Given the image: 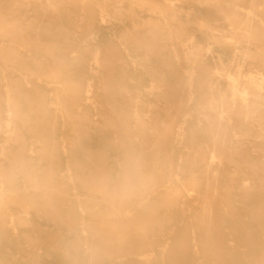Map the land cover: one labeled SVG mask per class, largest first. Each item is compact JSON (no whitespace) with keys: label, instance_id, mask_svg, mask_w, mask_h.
<instances>
[{"label":"bare ground","instance_id":"6f19581e","mask_svg":"<svg viewBox=\"0 0 264 264\" xmlns=\"http://www.w3.org/2000/svg\"><path fill=\"white\" fill-rule=\"evenodd\" d=\"M4 8V5L0 4V26H3L2 29L6 27L5 30L12 33L13 38H21L24 35L30 37L28 33H36L34 39L30 38L31 45L43 44L39 34L45 33L44 28L32 26V28L21 30L19 24L10 23ZM152 8L157 10L160 7L158 4H154ZM230 10V19L245 31L252 30V26H249L253 20L251 15L248 14L241 18L238 9L232 8ZM90 15L94 16V13H90ZM153 28L154 32L158 31L157 33L165 31L164 27L158 25ZM62 33L68 34L70 32L63 29ZM167 36L174 39L176 44L186 46L185 40L181 38L180 34ZM248 38L247 46L243 49L246 56H250V50L255 46L256 57L258 59L260 57L264 63V35L249 34ZM57 42L60 43V40H51L45 46L47 51L52 54L57 49ZM70 45L80 46L77 42L69 43L66 40L64 47ZM161 52L162 50L158 49L155 54ZM173 52L176 57H179L176 50ZM195 56L194 61L198 59L200 64H204L199 66L201 71L194 67L201 74L196 78L201 80L204 83L202 84L204 88L213 95L202 96L196 106V110L198 109L200 112H209L207 114L209 129L206 133L202 132L199 137H193L190 140L191 145L189 147L191 148L187 149L188 151H185L184 148H174L175 142L180 141V133L175 131V122L172 117L162 122L165 126L161 131L158 129V124L161 122L157 118L155 119L157 128L152 127V130H148V122L142 119L138 113L143 104L140 103V105L131 107V102L136 98H141L139 95L141 93L134 95L124 85L112 90L110 78L115 75L122 76V73L125 75L126 70H119L122 71L119 73L116 71L117 69L115 70V65L111 64L104 67L103 74L99 75L104 81L101 86L100 100H103L104 96L105 104L111 102L114 111L120 109L121 122L114 131L117 134L120 133L119 143H117L122 146L121 151H119L122 159L119 157L120 160L117 163L123 168L122 176L130 167H138L144 177L132 195L115 194L122 177L113 175L114 158L111 153V150L114 149L113 144L108 143V147L102 144L100 149L103 148V150L101 152L91 151L92 146L90 144L95 141L98 147L104 143L103 138L106 139V137L103 133L98 134L99 139L87 136L84 127L89 116L87 115L85 119L78 117L80 115L75 116L74 108L81 110L82 103L83 106H91L90 96L84 93L85 90H82L78 82L71 87L72 93L66 91L77 100L75 104L73 103V107L69 103L63 105L68 111L67 115L70 117L72 129L75 131L72 152L81 151L83 154L85 153L84 156L87 158L86 160H78L79 154L72 156L70 154V157L77 159L74 163H77L79 168L74 179L79 187L87 190V198L83 201L88 210L87 224L80 220L79 216L77 217L76 211L73 209L74 206L70 209L65 208L69 202L68 184L65 179L59 180L57 172L52 171L51 165L56 166L61 159L59 145L55 140L56 137H54L56 135V114L48 113V109H45V113L39 114L40 117L36 121L24 118V125L27 127L29 124L34 126L32 128L36 130L37 136L47 135L46 141L43 143L45 146L43 152H45L44 157L50 166L41 174L40 179L29 177L31 186L39 191L37 197L26 199L24 198L25 193L20 192L19 189H14L9 197L24 206H41L38 209L43 211L44 218L54 222L57 226L56 232V230L41 227L37 223V219H19V222L30 225L34 232V234L24 236L30 247H19L29 255L31 262L33 261L35 264L47 263L45 258L43 259L42 255H37V251L33 249L44 245L49 253L54 254L57 258L54 264H264V140L257 141L254 139L253 141L250 139L251 136H260L264 139V78L258 79L257 76H248L249 79L242 81V67L237 66L235 72L222 69L224 77L221 76L220 78H224L227 85L220 89L215 85V82H218L215 81L218 70L210 71L204 63V54L201 53V50ZM8 57L11 58L12 62L20 63L23 67L27 66V58L19 55L18 51H13L8 54ZM52 57L55 61L62 59V55L57 57L52 55ZM94 59L99 65L100 58L95 56ZM62 62V68H66ZM55 63L57 64V62ZM47 64L46 61L39 62L37 68H45ZM97 65L93 67L90 64L81 63L77 66L79 69L78 77L79 75L80 78L84 77L88 69L95 76L98 73ZM49 67L51 69L52 65ZM101 68L100 66V70ZM150 74L153 78H165L163 72L153 68ZM172 74L175 75L174 81L186 85L185 89L189 99L194 98L192 87L195 74L180 72L179 69H173ZM60 76H64L67 81L74 85V81L72 82V79L62 70L53 72V78L57 79ZM99 76L97 74L94 78L97 80V77L100 78ZM252 84L256 86V89H249ZM86 85V87L93 86L90 82H86ZM54 89L59 90L57 87ZM17 91L19 92V89ZM64 92L62 94H67ZM249 93L255 97L254 104L252 101L250 102L251 99L247 100ZM152 94L160 96L163 93L156 90V92L152 91ZM215 94H218L217 98ZM68 96L70 95L67 94ZM182 102L183 98H179L174 104L182 109ZM217 102L221 105H217ZM102 105L104 106V104ZM224 106L230 114L227 122H224L223 117L225 115L222 114L223 109H220ZM173 107L176 108L173 105L169 109ZM34 109L41 111L43 107L40 103V106ZM107 114L105 111L104 116ZM18 115L21 116L19 113ZM112 115L113 113L109 116L112 117ZM166 116L168 114H165ZM131 117L135 121L131 122ZM159 117L162 118L163 115L158 114ZM120 119L118 118V120ZM231 119H235V126L248 125L245 132L246 137L243 138L245 141L234 138L233 134L229 132L228 128H231V123H233L230 121ZM256 122L259 130H255ZM183 123L184 125L187 123L186 118ZM220 129H222L221 132ZM104 130L106 129L104 128ZM215 153L217 154L215 155ZM72 158L71 160L74 161ZM13 164L14 167L20 165V169L24 173L30 171L29 161L24 156V152L13 157ZM232 166L235 168L232 169ZM244 175H248V177ZM219 177L226 181L225 183L221 180L224 186L220 190L216 185V180L221 179ZM8 180L14 184V179L11 176ZM194 190L200 193L199 196L191 193ZM14 191L15 193H13ZM36 198L40 200L38 201ZM84 210L86 212V209ZM192 216L193 219H190ZM84 224L90 231L89 237H86L90 241V251L84 250L82 246V239L85 237L75 234L74 243L66 244L67 236L61 232L64 228L77 230ZM191 229L197 231L198 238H195ZM0 233V264H8L9 254L6 251L8 241L5 244L8 231L6 228L0 227ZM198 245H201L199 247H201L202 260H199L198 257ZM14 247L17 248V245ZM4 248L5 250L1 251ZM85 253H89L91 258L82 259L81 256Z\"/></svg>","mask_w":264,"mask_h":264},{"label":"rangeland","instance_id":"374dc122","mask_svg":"<svg viewBox=\"0 0 264 264\" xmlns=\"http://www.w3.org/2000/svg\"><path fill=\"white\" fill-rule=\"evenodd\" d=\"M0 4L4 5L5 8L3 10H5L6 17H8L10 23L19 24L21 30L32 28V26H40L45 29V33L39 34L40 41L43 44L34 46L31 45L30 41L34 39L36 33H28L30 37L24 35L21 38H13V34L5 30L6 27L3 30V26H0V227H4L8 231L5 241V244L8 241L6 248L9 254L8 264H35V262L29 260L31 259L29 255L19 248L20 246L30 247L24 236L26 234H34V232L30 225L19 222V219H37V223L41 227L48 230H56L57 232L56 224L46 220L42 215L43 211L38 209L41 206H24L9 197L14 189L24 192V198L26 199L37 197L39 191L31 186V179H40L41 174L50 166L44 157L45 152H43L45 148L43 143H45L47 135L37 136L36 130L32 128L34 126H30L31 124L28 127L24 125V118L36 121L40 117L39 114L45 113V109H48V113L56 114V135L54 137H56L55 140L59 145L61 159L56 166L51 165L52 171L57 172L59 180L65 179L68 184L69 202H67L65 208L70 209L74 206L73 209H75L77 217L79 216L78 218L87 224L88 210L83 203L87 198V190L79 187L74 179L76 173L79 172V168L78 164L74 163L77 159L70 157V154L71 156L79 154L78 160H86L87 158L84 156L85 153L83 154L81 151L72 152L75 131L72 129L70 117L67 115L68 111L63 107L67 103L73 107V103L75 104L77 101L69 94L72 93L70 89L76 85V82L80 84L83 91L85 90L84 93L90 96L89 101L92 103L90 102L91 106H83L84 104L82 103L81 110L74 108L75 116L80 115L78 117L81 119H85L87 115L89 116L84 127L87 136L96 139L98 134L101 135L103 133L106 137V139L103 138L104 143H101L98 147L94 141L90 144L92 146L90 149L93 152H101L103 150V148L100 149L102 144L108 147V143H112L114 146V149L111 150L114 158L113 175L122 177L123 168L117 163L120 158L122 159L121 152H119L122 146L118 144L120 133L118 132L117 134L114 131L121 122L120 109L114 111L111 102L105 104L104 96L103 100H100L101 86L104 81L99 75L103 74L104 67L114 64L117 72L122 73L119 70H126L125 75L122 73V76L115 75L110 78V87L113 90L124 85L134 95L141 93L139 94L141 98L134 99L131 102V107L140 105V103L143 104L138 113L142 119L148 122V130H152V127L157 128V122L155 121L157 118L161 122L158 124V129L161 131L165 126L162 122L172 117L175 122L174 129L180 133V141L177 140L175 142L174 148H184L185 151L191 148L189 147L191 145L190 140L193 137H199L202 132L206 133L209 129V118L207 116L209 112L196 110V106L202 96L213 95L204 88L202 85L204 83L196 78L201 75L196 68L201 71L199 66L204 65L200 64L198 59L197 61L193 60L200 50L204 54V63L210 71L218 70L215 76L216 79L220 80L215 79V81H218L215 82V85L220 89L227 85L224 82V78H220L223 76L222 69H229L235 72L237 66L242 67V81L249 79L248 76H257L258 79L264 78V63L260 57L259 59L256 57L255 46H253V51L250 50V56L248 57L243 51L244 47L247 46L249 34L264 35V0H1ZM154 4H158L160 8L154 10L152 8ZM232 8L239 10L238 14L241 18L248 14L251 15L253 19L251 24H249V26H252L251 31H245V29H242L229 18L230 9ZM90 13H94V16L90 15ZM156 25L164 27L165 31L162 30V33L154 32L153 27ZM63 29L70 33H62ZM177 33L185 40L186 46L176 44L170 36L166 37L169 34L176 36ZM54 39H59L60 43L57 42V49H54L55 51L51 54L45 46ZM66 40L69 43L77 42L80 46L70 45L64 47ZM158 49L162 50V52L155 54ZM175 50L179 57L174 54L173 51ZM13 51H18L19 55L27 58L26 67H23L20 63L12 62L8 54ZM52 55L56 57L62 55V59H56L57 61H55ZM95 56L100 58L99 65L95 62ZM101 60H103L102 63ZM45 61L48 63L45 67L47 69L37 68L39 62ZM61 62L65 64L66 68H62ZM81 63H87L93 67L97 65V74L100 78L98 79L97 77L96 80L94 77L97 74L94 76L90 69L87 70L84 77H81L82 79L80 75L78 77L79 69L77 66ZM49 65H52L51 69ZM100 66L102 67L101 70ZM194 67L196 68L194 69ZM152 68L163 72L165 78H153L150 74L152 73ZM173 69H179L180 72L185 71V73L191 75L195 74L192 87L194 98L189 99L185 89L186 85L174 81ZM58 70H62L68 76L71 74L69 77L72 82L74 81V85L67 81L64 76H60L57 79L53 78V72ZM170 73L173 76L169 75ZM86 82L92 83L93 86L86 87ZM54 87L59 90H55ZM18 89L19 92L17 91ZM249 89L254 90L256 86L252 84ZM156 90L163 94L155 96L152 91L156 92ZM66 91H69V93ZM63 92L70 96L67 97V94H62ZM217 97L218 94L216 95ZM179 98H183L182 104L180 103L181 106L183 105L182 109L177 104H174ZM247 98V100L251 99L250 102L252 101V104L255 103L253 94L249 93ZM40 103L43 110L36 111L34 108L39 107ZM218 104L221 105V103L217 102ZM173 105L176 108L169 109ZM224 108L225 106L220 107V109H223L222 114L225 115L223 117L225 119L224 122H227L230 114ZM105 111L108 113L106 116H104ZM112 113L113 115L110 117L109 115ZM158 114L163 115V117L158 118ZM165 114H168V116L165 117ZM185 118L187 123L184 125L183 120ZM133 120V117H131V122ZM230 121L233 123H231V128H228L229 132L233 134L234 138L243 141L246 137L245 132L248 125L245 124L243 127H238L235 126V119ZM255 130H259L258 123ZM99 131L100 133H98ZM250 139H253V141L254 139L257 141L264 140L260 136H251ZM23 152L29 161V173L21 171L20 165H15L14 167L13 164V157L19 156ZM233 166L232 169L235 168ZM8 173L10 175H7ZM9 176L14 179V184L9 182ZM244 176L248 177V175ZM219 179L216 180L218 190L224 186L223 182L226 183V181L222 180V177H219ZM249 181L252 182V180ZM191 193L195 196L200 194L196 190L191 191ZM30 195L33 196L31 197ZM237 202L239 203L240 200ZM84 209H86V212ZM190 219H193V216ZM85 224L77 230L62 229V234L67 236L66 244L74 243V235L79 234L85 237L82 239L84 250H91L90 241L86 238L89 237L90 231ZM191 230L194 232L195 238H198L197 231L195 229ZM10 234L12 237H10ZM15 245H17V248L14 247ZM199 246L201 245L197 247L199 251L198 257L199 260H202L201 247ZM33 249L37 251V255H42L41 257L45 258L48 264H54L57 261L55 255L49 253L44 245ZM4 250L5 248L1 251ZM81 258L90 259L91 257L89 253H85L82 254Z\"/></svg>","mask_w":264,"mask_h":264},{"label":"clouds","instance_id":"9594fccd","mask_svg":"<svg viewBox=\"0 0 264 264\" xmlns=\"http://www.w3.org/2000/svg\"><path fill=\"white\" fill-rule=\"evenodd\" d=\"M144 177L138 167H130L122 176L116 195H132Z\"/></svg>","mask_w":264,"mask_h":264}]
</instances>
